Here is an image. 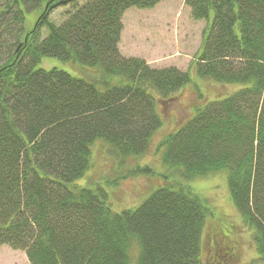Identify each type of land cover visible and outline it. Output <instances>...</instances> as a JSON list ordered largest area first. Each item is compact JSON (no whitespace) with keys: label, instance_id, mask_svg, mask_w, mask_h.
Returning <instances> with one entry per match:
<instances>
[{"label":"trees","instance_id":"obj_1","mask_svg":"<svg viewBox=\"0 0 264 264\" xmlns=\"http://www.w3.org/2000/svg\"><path fill=\"white\" fill-rule=\"evenodd\" d=\"M160 1L0 0V246L23 249L30 264H202L208 209L182 182L119 212L105 188L75 183L96 140L113 156L143 155L162 125L157 104L191 71L239 87L162 138L161 163L184 180L224 173L264 263V0H189L206 24L188 70L120 52L123 13ZM57 7H66L58 23ZM43 57L99 75L43 68Z\"/></svg>","mask_w":264,"mask_h":264},{"label":"rangeland","instance_id":"obj_2","mask_svg":"<svg viewBox=\"0 0 264 264\" xmlns=\"http://www.w3.org/2000/svg\"><path fill=\"white\" fill-rule=\"evenodd\" d=\"M189 0H161L154 7H131L123 13V29L118 44L124 56H139L153 67L174 65L189 69V62L201 43L206 22L194 19ZM66 7H57L50 19L61 22ZM33 18L28 22L31 26ZM43 68L57 67L78 77L89 79L99 74L94 68L77 61L43 57ZM94 71H93V70ZM192 82L178 91L174 98L157 104L162 125L154 133L147 151L137 157L113 156L102 140L92 145L91 165L75 183L107 192L106 202L119 212L141 203L154 189L164 184L182 182L205 202L208 209L203 228L200 258L202 264H261L252 239L229 194L226 175L222 172L182 179L177 172L161 163L158 142L192 117L195 107L207 100L222 98L239 85L204 80L193 74ZM138 166H148L153 174L134 173ZM113 181V182H111ZM0 264H30L23 249L0 246ZM264 264V263H262Z\"/></svg>","mask_w":264,"mask_h":264}]
</instances>
